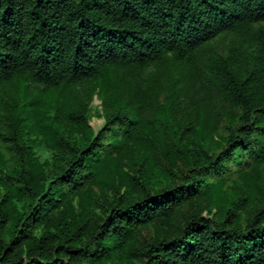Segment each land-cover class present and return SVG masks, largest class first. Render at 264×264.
<instances>
[{
	"label": "trees",
	"instance_id": "16d2710c",
	"mask_svg": "<svg viewBox=\"0 0 264 264\" xmlns=\"http://www.w3.org/2000/svg\"><path fill=\"white\" fill-rule=\"evenodd\" d=\"M220 35L230 37L226 57L212 45ZM168 61L202 70L222 114H235L221 140L200 128L181 186L157 164L152 147L165 148L166 136L144 104L105 95L97 133L88 102L64 112L52 104ZM18 85L38 99L0 133V264H264V206L245 194L203 216L199 204L264 165V0H0V95ZM96 187L118 191L100 203ZM178 216L183 226L168 231Z\"/></svg>",
	"mask_w": 264,
	"mask_h": 264
},
{
	"label": "rangeland",
	"instance_id": "374dc122",
	"mask_svg": "<svg viewBox=\"0 0 264 264\" xmlns=\"http://www.w3.org/2000/svg\"><path fill=\"white\" fill-rule=\"evenodd\" d=\"M215 54L226 57L229 52L230 37L220 35L212 41ZM115 91L121 98L144 104L148 116L158 120L162 133L166 136L165 148L157 143L152 147L157 164L172 174L171 184L183 185L180 176L190 168L188 157L195 149L202 148L203 141L199 130L204 127L207 133L214 131L215 140L225 138L227 132L222 128L228 123V118L234 117L231 111L222 114V101L220 94L209 83L205 74H195L189 67H180L168 61L156 67L153 71L132 72L123 70L114 72L100 82H92L88 85L77 86L69 92L52 99V104L63 112L67 107H77L80 103H89V124L97 133L105 123V107L103 97H111ZM38 95L34 97L32 88L23 89L18 85L12 92H4L0 95V133L8 132V117L23 103L36 102ZM168 103L171 104L168 109ZM167 110V117L165 116ZM211 110V112H210ZM61 111V112H62ZM54 110L50 114H54ZM63 126L65 120H58ZM183 134V136L181 135ZM183 139L180 142V139ZM191 148V153L179 155L178 149L183 150V145ZM169 151V154L166 151ZM130 163L126 162L125 170L130 169ZM48 173V171L46 172ZM119 183H117L118 185ZM163 186H165L163 184ZM125 190L121 182V192ZM97 196L92 195L100 203L112 197L118 191L115 187H107L103 192L96 187ZM247 194L249 201L262 208L264 206V165L260 168L237 172L226 182L219 194H212L210 201H200L203 216H212L218 205L215 200L233 201L240 195ZM75 213L81 212V205L75 202ZM97 211L101 212L100 209ZM187 211V210H186ZM247 214V213H245ZM184 220L178 216L168 226V231L182 227ZM155 238V229L143 231L139 247H146Z\"/></svg>",
	"mask_w": 264,
	"mask_h": 264
}]
</instances>
